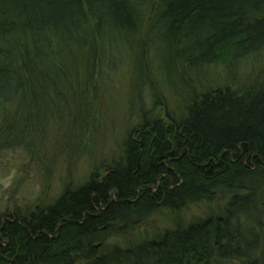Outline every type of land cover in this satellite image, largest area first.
I'll list each match as a JSON object with an SVG mask.
<instances>
[{
  "label": "trees",
  "instance_id": "16d2710c",
  "mask_svg": "<svg viewBox=\"0 0 264 264\" xmlns=\"http://www.w3.org/2000/svg\"><path fill=\"white\" fill-rule=\"evenodd\" d=\"M95 121L98 162L74 178ZM11 151L67 173L55 200L0 214V264H264V0H0Z\"/></svg>",
  "mask_w": 264,
  "mask_h": 264
},
{
  "label": "rangeland",
  "instance_id": "374dc122",
  "mask_svg": "<svg viewBox=\"0 0 264 264\" xmlns=\"http://www.w3.org/2000/svg\"><path fill=\"white\" fill-rule=\"evenodd\" d=\"M117 102L119 107L125 105L123 95L117 98ZM107 115L108 113L105 112L103 125L105 123L109 126L112 121H110V115L108 117ZM117 120L118 124H120V116ZM96 130L97 124L95 121L93 122L91 139L88 142L89 152L85 162L81 160V163L75 168V172H73L74 178L89 175L90 171L93 170V165L98 162V155L96 157L94 154V138L95 134L98 133ZM110 145L112 146L113 142ZM107 150L105 148L106 153H109L114 149ZM104 156L106 155L104 154ZM106 158L109 159L108 157ZM51 169L54 168L52 167ZM45 170L44 164L41 168L37 165L29 166V161L26 158H22L19 152L11 151L5 153L0 158V214L15 212L16 208L24 211L38 202L49 203L55 200L62 191L63 181L60 179L66 175V168L60 165L56 170V172L59 171L58 176L53 173L49 178L47 177L49 174ZM61 173L65 175L63 176ZM224 203V200L222 201L218 198L213 203H199L189 206L179 214H171L167 210L157 211L143 223L142 228L138 229L137 232L126 236L124 239H116L112 242L123 248L128 247L139 240L155 237L164 229L173 228L176 221L186 225L217 215L220 213Z\"/></svg>",
  "mask_w": 264,
  "mask_h": 264
},
{
  "label": "bare ground",
  "instance_id": "6f19581e",
  "mask_svg": "<svg viewBox=\"0 0 264 264\" xmlns=\"http://www.w3.org/2000/svg\"><path fill=\"white\" fill-rule=\"evenodd\" d=\"M221 200H222V199H221ZM223 200H224V199H223ZM223 200H222V201H223ZM100 245H101V244H97V245H95V247L98 248ZM133 245H134V244H131L130 246H133ZM128 247H129V246H128ZM128 247H125V249H128Z\"/></svg>",
  "mask_w": 264,
  "mask_h": 264
}]
</instances>
